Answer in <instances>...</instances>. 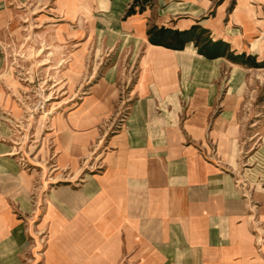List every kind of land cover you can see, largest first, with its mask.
Returning <instances> with one entry per match:
<instances>
[{
    "label": "rangeland",
    "instance_id": "1",
    "mask_svg": "<svg viewBox=\"0 0 264 264\" xmlns=\"http://www.w3.org/2000/svg\"><path fill=\"white\" fill-rule=\"evenodd\" d=\"M173 31L182 32L181 48L167 46L181 44ZM150 45L219 56V107L207 119L208 133L218 114L229 116L240 129L241 164L257 147L264 0H51L41 10L14 7L0 24V151L33 175L32 208L22 214L30 233L26 264H49L63 189L102 184L113 153L139 140L146 127L141 68L147 69ZM187 106L181 99L167 121L171 129H185ZM241 171L235 176L242 182ZM243 193L252 201L249 229L264 264V215Z\"/></svg>",
    "mask_w": 264,
    "mask_h": 264
},
{
    "label": "crops",
    "instance_id": "2",
    "mask_svg": "<svg viewBox=\"0 0 264 264\" xmlns=\"http://www.w3.org/2000/svg\"><path fill=\"white\" fill-rule=\"evenodd\" d=\"M50 1L0 0V24L14 7L41 10ZM147 53L140 97L146 127L110 157L105 185L63 189L49 264H261L243 189L264 215V121L241 164L234 119L218 114L209 133L206 127L219 107V56L158 45ZM181 99L191 116L183 131L167 122ZM32 191L33 175L1 150L0 264H26L30 233L22 214L32 208Z\"/></svg>",
    "mask_w": 264,
    "mask_h": 264
},
{
    "label": "trees",
    "instance_id": "3",
    "mask_svg": "<svg viewBox=\"0 0 264 264\" xmlns=\"http://www.w3.org/2000/svg\"><path fill=\"white\" fill-rule=\"evenodd\" d=\"M182 34V32H180V31H173V35H175V38H176V40H182V38L180 37V35ZM181 39H180V38ZM183 41H181V44L179 45V44H175V43H167V46H169V47H173V48H178V47H180L181 48V46H183Z\"/></svg>",
    "mask_w": 264,
    "mask_h": 264
}]
</instances>
